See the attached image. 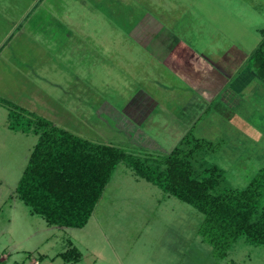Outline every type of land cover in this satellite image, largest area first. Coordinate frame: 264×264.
<instances>
[{
  "label": "rangeland",
  "instance_id": "374dc122",
  "mask_svg": "<svg viewBox=\"0 0 264 264\" xmlns=\"http://www.w3.org/2000/svg\"><path fill=\"white\" fill-rule=\"evenodd\" d=\"M75 2L67 1L71 8L64 12L54 5L49 13L43 10L28 22L31 15L25 22L26 34L0 51V68L5 70L0 71V95L92 139L98 136L91 128L97 125L98 118L91 115L96 105L107 100L121 104L128 95L124 91L138 86L137 78L143 77L147 84L159 66L152 56L161 51L166 56L193 52L201 58L209 56L211 61L213 56H222L221 62L231 74L239 65L231 58L242 56L240 51L250 54L261 40L259 27L264 26V0ZM52 3L58 4V0ZM144 17L150 27L140 35L138 25ZM153 17L168 28L157 34ZM21 56H44V61L31 62L34 68L27 71L29 63L22 65ZM240 66H250L257 73L249 58ZM167 69L163 67L160 75L175 79ZM22 76L24 83H18ZM237 76L220 83L224 90L194 128L196 135L212 138L214 145L194 155L197 171L204 174L212 163L224 169L217 191L226 186L245 187L264 167V100L251 94L238 104L242 94L233 87ZM168 91L170 96L175 94ZM218 102L236 104L238 109L250 105L254 123L234 124L237 109L226 105L220 112ZM8 113L9 108L0 103V257H6L0 264L24 259L30 250L42 255L41 264H264V244L252 243L245 236L232 244L226 256L219 255L199 233L204 213L139 176L126 160L118 163L85 226L48 224L16 192L38 136L10 128ZM172 116V134L167 125L152 119L137 126L143 133L138 136L141 139L111 142L153 164L179 143L186 130L182 124L172 127L179 122ZM258 205H264V189ZM71 241L82 256L67 262L59 252Z\"/></svg>",
  "mask_w": 264,
  "mask_h": 264
},
{
  "label": "trees",
  "instance_id": "16d2710c",
  "mask_svg": "<svg viewBox=\"0 0 264 264\" xmlns=\"http://www.w3.org/2000/svg\"><path fill=\"white\" fill-rule=\"evenodd\" d=\"M261 34L249 61L264 78V28ZM0 103L9 108L10 128L38 135L16 192L32 213L40 214L49 224L85 226L118 163L126 160L139 176L204 213L199 233L219 255L226 256L241 236L264 244V205H258L264 189V167L245 187L226 186L217 191L224 169L212 163L200 174L193 163L194 155L210 149L212 140L188 132L152 164L147 157L121 146L85 138L2 95ZM60 255L67 262L78 261L82 251L71 241Z\"/></svg>",
  "mask_w": 264,
  "mask_h": 264
},
{
  "label": "crops",
  "instance_id": "0c3cea01",
  "mask_svg": "<svg viewBox=\"0 0 264 264\" xmlns=\"http://www.w3.org/2000/svg\"><path fill=\"white\" fill-rule=\"evenodd\" d=\"M51 1L54 2V0ZM51 1L0 0V51L7 49V46L12 43V40L15 39V37L18 39V36H20L21 34H26L28 24L25 25V22L31 15L32 19H30L28 22L34 20L35 15H38L39 12L43 14V10H46V13H49L50 7H54V5H56V7L58 5L59 11L62 12L71 8V4L66 3L69 0H58V4H50ZM73 3H76L75 0H73ZM60 14L62 13L60 12ZM145 17L142 21L139 22L138 25L139 30H141V32L139 33L140 35L141 33H143L144 35L146 28L150 27H147ZM153 25L154 29H159L157 31V34L162 30V28H168L167 25H164V23H162L160 19H156V17H153ZM262 28H264V26L259 27L260 32ZM240 53L242 56H233L231 58L232 61H238L239 65L230 74L228 72L229 68H227V65H223L221 62L222 56H213V59L211 61L209 60V56H204L203 58H201V56H198L197 53L193 52H191L190 56H166L167 53L161 51V53H158L157 56H152L154 57L153 61L159 63V66L158 68H155V73L153 74V76H150L148 74L149 79L147 78V84H143V77L137 78L138 86H136L131 91H124V93H128V95L124 96L123 100L121 101V104L118 105V102L107 100L104 104L100 106L96 105L94 113L91 112V115L94 114V116L98 118L97 125L95 127L91 126V128L95 129L96 134H98V136L96 135V137L92 139L93 137L89 138L81 134L79 135L93 141L99 140V142L110 143L114 145H118L116 143H112L114 141H137L138 139H141V137L138 138V136L143 134L140 133L139 128L137 126L148 123V121L152 119H155L159 124L167 125L168 127L166 130L168 132L170 131L169 133L172 134L173 131L171 130H173V128L170 129L171 126L169 125V119L173 117V113L175 118L179 119V122L177 121L178 123H175V125L172 127L175 128L177 124H182L186 128L180 140L188 132H192L196 137H204L208 139L209 137L196 135L194 132V128L197 125L198 121H200V119L203 117V115H205V112L207 110L209 111V108H211L212 103L216 101V96H218L224 90L222 89L223 85H220V83L224 82V80H227L229 76L235 77V75H238V78H234L233 80V87L235 88V90H237L234 92L242 94V97L238 98V104H241V101L244 96L251 94L261 95V99L264 100V81L258 80H264V78L259 77L250 66L242 69V65L240 66V64H244V62L248 60L249 55L251 53L249 54V52L245 53L241 51ZM163 54H165V56H162ZM168 55L170 54L168 53ZM39 58L41 61H44V56H28L27 58L21 56L22 65L24 62H28L29 64L27 65V71H29L28 69L30 67L34 68V64L31 62H34ZM16 67L17 70H19V66L16 65ZM163 67L168 68L167 71L169 73L171 72L175 79L172 80L167 78V76H162V74L160 75V71ZM22 70H24L23 67ZM0 71L5 72V70L2 68H0ZM1 76L2 72H0V77ZM23 77L24 76L20 77L17 82L24 83L22 79ZM211 77L215 78V81H211L213 80L210 79ZM178 78H180L181 84H179ZM168 90H173V93L175 94L173 96H170ZM18 91L19 90L15 89L14 92ZM226 105L227 104L223 102L217 103L218 108L221 107L219 110L220 112L224 111V108L229 106ZM246 106H244V109H238L236 107V104L232 107L229 106V108L231 109H237L235 110L236 113L234 119L236 120V122H234V124H242V122L244 121L247 125H251L254 123L253 120H250L252 119L253 115L252 108L248 104ZM43 116L45 115L43 114ZM79 122H81V124L85 123L81 120ZM170 124H172L171 121ZM87 125L89 126L91 124ZM84 130L87 131L86 129ZM174 131L176 132L177 130L175 129ZM149 136L150 138H154V136ZM209 139L213 140L212 138ZM105 140H109L110 142H107ZM31 255L37 254L35 253V251L30 250L26 254V258L21 260L15 259L13 261V264H25L29 261ZM37 256L41 260L42 255ZM5 258V256L0 257V260Z\"/></svg>",
  "mask_w": 264,
  "mask_h": 264
},
{
  "label": "built area",
  "instance_id": "2783aa9c",
  "mask_svg": "<svg viewBox=\"0 0 264 264\" xmlns=\"http://www.w3.org/2000/svg\"><path fill=\"white\" fill-rule=\"evenodd\" d=\"M25 264H41V260L37 255H31L29 261Z\"/></svg>",
  "mask_w": 264,
  "mask_h": 264
}]
</instances>
